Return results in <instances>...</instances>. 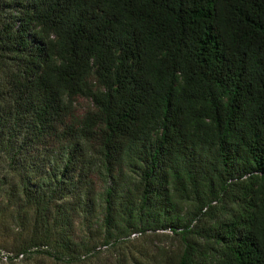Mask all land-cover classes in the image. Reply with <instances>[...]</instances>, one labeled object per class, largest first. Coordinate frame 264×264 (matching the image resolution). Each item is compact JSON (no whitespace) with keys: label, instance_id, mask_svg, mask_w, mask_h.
Listing matches in <instances>:
<instances>
[{"label":"trees","instance_id":"1","mask_svg":"<svg viewBox=\"0 0 264 264\" xmlns=\"http://www.w3.org/2000/svg\"><path fill=\"white\" fill-rule=\"evenodd\" d=\"M0 247L264 264V0H0Z\"/></svg>","mask_w":264,"mask_h":264},{"label":"rangeland","instance_id":"2","mask_svg":"<svg viewBox=\"0 0 264 264\" xmlns=\"http://www.w3.org/2000/svg\"><path fill=\"white\" fill-rule=\"evenodd\" d=\"M89 103L88 99L86 98H78L76 103V108L78 111L82 110L87 104ZM138 235H131V237H137ZM102 249H105L104 246H101ZM8 254H12L11 252H8L4 248L0 247V264H51L50 260L48 258H43L41 256H34L31 258H24L21 255H18L13 258H8ZM108 251H102V253L99 256L90 258L89 262L95 263V261L98 263H101L100 260H105L108 258ZM104 263V262H103ZM91 264V263H88Z\"/></svg>","mask_w":264,"mask_h":264}]
</instances>
